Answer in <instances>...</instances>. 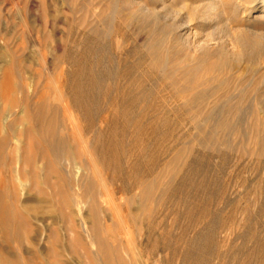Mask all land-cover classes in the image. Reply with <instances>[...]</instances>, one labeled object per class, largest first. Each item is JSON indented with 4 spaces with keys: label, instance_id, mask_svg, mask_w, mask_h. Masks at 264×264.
<instances>
[{
    "label": "rangeland",
    "instance_id": "374dc122",
    "mask_svg": "<svg viewBox=\"0 0 264 264\" xmlns=\"http://www.w3.org/2000/svg\"><path fill=\"white\" fill-rule=\"evenodd\" d=\"M127 1L0 0V126L23 127L26 99L44 95L77 154L37 162L62 172L72 187L61 191L52 174L39 171L31 184L17 173L18 153L6 147L0 192L17 212H32L21 237L0 224V252L33 264H97L103 235L127 264H264V13L250 11L262 0H215L206 24L187 21L189 46L172 19L207 11L208 0H165L181 13L169 15L160 0ZM209 36L213 45L200 49ZM232 37L249 41L246 50ZM232 44L245 59L231 54ZM186 64L197 76L158 70ZM94 140L104 146L97 168L87 151ZM81 178L103 198L110 192L97 212L78 195ZM146 180L154 188L144 200Z\"/></svg>",
    "mask_w": 264,
    "mask_h": 264
},
{
    "label": "bare ground",
    "instance_id": "6f19581e",
    "mask_svg": "<svg viewBox=\"0 0 264 264\" xmlns=\"http://www.w3.org/2000/svg\"><path fill=\"white\" fill-rule=\"evenodd\" d=\"M131 1H133V0H129L127 2L130 3ZM160 1L162 2V5H163V7H161V8H164V10H165L164 15H166V13L168 14L169 12H172V11L175 14L180 13V10L179 11L173 10V9H175V7H173L172 5H170L168 3L166 4V2H164L165 0H160ZM253 1H252V3H253ZM132 4H133V2H132ZM143 5H145V4L143 3ZM257 5L258 4L256 3L254 5V7H252L250 9V11H252V9H254L255 11L264 13V0H262V4H260L259 6H257ZM205 6L207 7L206 8L207 11L205 10V11H202L200 13L198 11V13H197V11L195 10L196 8H194L191 10V12H189L190 14L186 15V13H185V15L180 17V19L178 18V20L176 18L172 19L173 22L171 25H172L173 29L176 31L175 33H177L176 34L177 39L178 40L181 39L182 41H180V42L185 43L186 46L191 45L190 40L188 39V38H190V36L186 32L188 29V28L186 29L187 21L188 20L191 21V20L196 19L197 23L206 24L208 22L207 20H208L210 14H211V10H214L218 6V4L215 2V0H208L207 5H205ZM251 6H253V5H251ZM147 8L145 5V7H142V10L149 11V10H147ZM202 10H204V9H202ZM242 10L244 11V12L242 11L243 13H245L247 11V9L244 6H243ZM250 11L248 13H250ZM247 15H249V14H247ZM163 18H164V16H163ZM205 36H207V35H205ZM160 38L161 37H159V39ZM240 38L238 39L236 37L234 39L232 37L231 40L234 41L233 44L239 43L237 45H242V47L245 49V47L249 44V41L247 42L246 40H241V42H240ZM157 41L158 40H152V42H150V45H151L153 53H154V56H153V58H155L154 63L158 64V62H159L158 65H160V62L164 63V62H162L164 60H163V58H160L162 56L161 55L162 53L160 50V44ZM211 41H213V38L210 36L206 37L204 39L202 38L201 40H199L198 44L201 46L200 49L202 47L205 48L206 46H209V45L212 46L213 44L211 45V43H210ZM255 41H256V39H255ZM233 44H232L231 54L238 59L240 58V60L243 59L244 58L243 56L245 54L243 55L242 50L241 51L236 50ZM218 46L223 48L224 45L222 43H220V44H218ZM196 47H198V45ZM215 47H216V45H215ZM237 49H239V48H237ZM235 60H237V59H235ZM155 69H156V67H155ZM197 69L198 68L196 65L186 64V65H176V66L169 67V68H167V67L162 68V69L159 68L158 70H161V73L164 76L167 75L168 77L172 78V77H193V75H196ZM5 77H6V74H5ZM7 77L8 78L12 77V75L11 76L8 75ZM1 78L4 79V77H1ZM59 84L60 83L58 82V85ZM5 85H3V86L7 87V84H5ZM58 85L56 84L55 94L53 95V96H55L54 98H57V99L51 98L52 100L53 99L58 100L59 97L62 96V94H63L61 87H59ZM8 89H10V87ZM188 100H190V102H191L192 97L189 98ZM25 103H26V106L23 107L24 109L22 110V115L19 116V118H18V120L24 122L23 127L16 128L14 126V123H12V121L7 122L6 124H4V126H0V163L6 162L7 158H6V155L3 153H4V150L6 149V147H8V148L11 147L10 152L16 151L18 153V157L16 158V160L19 161L20 164L16 169L17 173H19L21 176L29 177L32 180L31 184H35V183H37V181H36L37 173L39 171H44V172H46V175H47L46 178L47 179L49 178L48 176H50L51 174L55 176L56 179L54 181H52V184H54L56 188H58L61 191H66L67 187L71 188L72 185H70L69 182L65 179L62 172L59 171V169H57L56 166H53L51 163H49L48 160L45 162V164L43 166L37 164V162L39 159H42V158L47 159L49 156H52V155H53V157L57 158L58 155H60L59 152H61V150L64 154H67V156L72 161L76 160L77 154L72 149V145L70 144L69 138H67L65 136H59V134H58L59 133V125L57 122V114H56V112L54 114V112H53L54 110L52 111V107L54 105L51 107L49 102H48V99L44 95L38 96V98H36V100L34 102H30V100L26 99ZM65 104H64V106L69 107L67 103H65ZM64 109H66V108H64ZM63 111H65V113H66V110H63ZM66 114H68V111ZM0 116H2V115H0ZM75 118H76L75 115H72V114L68 115V118H67V121H69L68 122L69 128L72 131V134L79 132V128L77 126V122H76ZM95 138H96V136H95ZM97 140H98V138H97ZM97 142L98 141L94 140L93 146L89 144V146H88L89 149L87 150L88 155L90 156V159L92 160L95 168H97V164L99 162V160H97L98 158H96V157L102 156V155L96 156L95 154L96 153L98 154L100 151H102L103 150L102 148L104 147V146L102 148L96 147ZM10 143H13L12 146L10 145ZM86 148H87V146H86ZM98 150H100V151L98 152ZM9 158L11 160L12 159L15 160V157L12 155H10ZM99 158L101 160V157H99ZM102 160H103V156H102ZM104 166H106V163H104ZM99 168H100V166H99ZM97 173H99V172H97ZM103 174H104V171H103ZM99 175H100V173H99ZM101 178L103 179V177H101ZM21 185H23V183H21ZM77 185L79 188L82 187L84 190V193L78 192V195L83 196V198H81V199H84L85 202H87L89 204V206L93 207V209H92L93 212H97L96 207L99 205L101 206V204H99V203L103 202L105 200L106 196L108 198H111L110 194H109L110 192L108 191V189H106L108 186L106 187L105 182H104L103 187H105V189H106V192H105L106 196L104 195V198H103V195L97 193L94 183L87 180V179L81 178ZM141 186H142L141 187V195H142L143 199L145 200V199L151 198V195L153 193V188H154L153 182L146 180V182H144ZM0 189H2V188H0ZM15 198H16L15 196L12 197L13 200ZM62 202H63V204H66V205L69 204L70 203L69 196L68 195L64 196L62 199ZM144 202H146V201H144ZM13 203L14 202L11 200L10 196L7 197L2 192H0V224H1L2 229L5 232V234H7V233L11 234L10 235L11 237L12 236H14V237L20 236L21 237V233H20L19 229L20 228L27 229L29 226V222H27L26 217H24V215L31 213L32 209H31V206L24 205L23 212L22 213L17 212L14 209ZM33 212L34 213L36 212L35 208L33 209ZM96 234L97 233H94V235H96ZM10 236L6 237L7 241H9L8 239ZM96 240H97V242H96L97 252L96 253L98 255H100V259H98L96 261L97 264H127L125 260L117 258L115 256V253H114L115 249L107 244V240L103 237V235L102 236L96 235ZM18 258L19 257L13 256L11 253H8V251L7 252L6 251L0 252V264H33L32 261L20 260Z\"/></svg>",
    "mask_w": 264,
    "mask_h": 264
}]
</instances>
